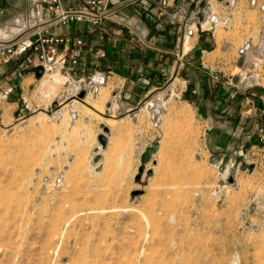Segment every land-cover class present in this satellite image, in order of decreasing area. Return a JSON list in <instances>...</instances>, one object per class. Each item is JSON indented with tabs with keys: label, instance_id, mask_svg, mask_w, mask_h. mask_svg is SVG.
Instances as JSON below:
<instances>
[{
	"label": "rangeland",
	"instance_id": "1",
	"mask_svg": "<svg viewBox=\"0 0 264 264\" xmlns=\"http://www.w3.org/2000/svg\"><path fill=\"white\" fill-rule=\"evenodd\" d=\"M262 2L249 0L239 22L260 21L264 33ZM64 81L26 74L0 89V264H264L263 150L207 135L196 95H161L160 148L128 181L121 152L93 164L90 116L103 120L84 101L48 114ZM250 95L221 102L236 107ZM106 97L88 98L90 108L103 111ZM218 97L206 98L207 115Z\"/></svg>",
	"mask_w": 264,
	"mask_h": 264
},
{
	"label": "crops",
	"instance_id": "2",
	"mask_svg": "<svg viewBox=\"0 0 264 264\" xmlns=\"http://www.w3.org/2000/svg\"><path fill=\"white\" fill-rule=\"evenodd\" d=\"M248 2L209 0L202 29L196 13L188 17L186 7H178L175 0H112L111 14L99 26L74 23L62 27L43 23L48 17L42 16L39 29L43 33L82 37L87 52L84 60L90 74L94 70L105 74L104 83L86 96V100L99 101L102 90L107 92L103 111L94 108V114L103 121L90 116V140L95 143L92 152L99 146L101 130L108 128L107 146L100 148L102 157L94 165L102 163L106 152H121L124 160L121 166L129 169L128 181L130 177L135 179L142 153L159 131L154 126L153 109L149 104L153 102L158 107L161 95L173 93L194 94L205 101L199 110L205 115L203 123L207 135L242 136L252 149L264 151V84L261 82L264 79V33L260 21L249 23L242 19L239 22V14L244 16L246 8L251 9ZM34 12L31 0H0V27L10 25L17 17H30ZM206 23L209 27H203ZM219 28L229 36L219 39L216 34ZM189 29L193 30L192 34H187ZM239 32L243 34L240 36ZM187 44L192 48L186 49ZM247 44L249 48L241 52ZM98 49L105 52V57H94ZM234 51L236 56H233ZM236 69L244 74L234 73ZM0 70V89L17 86L26 74H35L32 70L20 72L17 62L0 65ZM253 76L256 81L252 86L248 82L240 86V82ZM213 91L220 97L214 104L212 117L207 115L206 98ZM246 91L251 94L246 103L233 107L221 102L225 94L232 98ZM76 103L81 104L73 102L72 105ZM79 116L77 113L76 119ZM237 140L234 144H238Z\"/></svg>",
	"mask_w": 264,
	"mask_h": 264
},
{
	"label": "built area",
	"instance_id": "3",
	"mask_svg": "<svg viewBox=\"0 0 264 264\" xmlns=\"http://www.w3.org/2000/svg\"><path fill=\"white\" fill-rule=\"evenodd\" d=\"M35 12L30 17H17L5 27H0V65L17 62L20 72L32 70L35 74L39 67L43 68V76L59 71L65 78L67 91L56 101L59 108L69 98L85 89L87 95L95 92L104 83L105 74L94 70L91 74L84 57L86 55L85 40L79 36L45 34L39 29L42 16L47 15L46 24L67 27L74 23H85L93 26L101 25L110 14L112 0H31ZM260 4L264 12V0ZM259 0H251L254 5ZM200 23V29H202ZM189 29L187 34H192ZM25 35L26 37L22 38ZM36 36L34 39L33 37ZM249 48L245 45L241 52ZM96 59L105 57V52L98 49L94 53ZM1 74V70H0ZM72 99V100H73ZM78 100V99H77ZM154 126H159V110L151 102ZM58 108V109H59ZM57 110L52 114L55 115ZM75 113V112H73Z\"/></svg>",
	"mask_w": 264,
	"mask_h": 264
},
{
	"label": "water",
	"instance_id": "4",
	"mask_svg": "<svg viewBox=\"0 0 264 264\" xmlns=\"http://www.w3.org/2000/svg\"><path fill=\"white\" fill-rule=\"evenodd\" d=\"M208 1L209 0H175V4L178 7H186V14L188 17L192 15V13H196V18H198L199 22H204L206 18V9L208 7ZM219 2H222L223 0H217ZM37 76H41L43 74V68L39 67L36 71ZM87 96V91L85 89L81 90L75 98H77L80 101H83ZM73 98H69L68 101L72 100ZM59 102L54 101L51 105V107L48 109V114L52 115L54 111H56L59 108ZM111 104L108 105L110 107ZM107 133H108V128L103 127V133L98 136V142L99 146L94 149L93 154V163L97 164L100 159H101V154L99 153L100 148L105 149L108 143L107 139ZM160 148V143L159 140H156L149 144L144 152L142 153L141 156V166L138 171V175H142L146 164L151 161L152 156L159 150ZM149 175L152 174V171L148 172Z\"/></svg>",
	"mask_w": 264,
	"mask_h": 264
},
{
	"label": "bare ground",
	"instance_id": "5",
	"mask_svg": "<svg viewBox=\"0 0 264 264\" xmlns=\"http://www.w3.org/2000/svg\"><path fill=\"white\" fill-rule=\"evenodd\" d=\"M52 78L53 79H55V78H57L59 81H61L62 79H64V77L59 73V72H55V73H53L52 74ZM45 84V82H42V85H44ZM89 95V94H88ZM76 100L77 99H73V100H70L69 102L70 103H65V104H62L61 105V107L59 108V109H57V112L55 113V114H57L60 110H61V108L65 105V107L67 106V105H71L73 102H76ZM84 101V104H83V106L86 108V109H88V110H91V112H94L95 111V109H97L96 108V105L95 106H93V108H95L94 110H92V108H90V103H89V101H88V99L85 101V100H83ZM92 104H94V103H92ZM99 110V109H98ZM55 112V111H54ZM53 112V113H54ZM73 112H76L75 110L73 111ZM52 113V114H53ZM95 113H97V112H95Z\"/></svg>",
	"mask_w": 264,
	"mask_h": 264
},
{
	"label": "trees",
	"instance_id": "6",
	"mask_svg": "<svg viewBox=\"0 0 264 264\" xmlns=\"http://www.w3.org/2000/svg\"><path fill=\"white\" fill-rule=\"evenodd\" d=\"M38 77H40V76H38Z\"/></svg>",
	"mask_w": 264,
	"mask_h": 264
}]
</instances>
